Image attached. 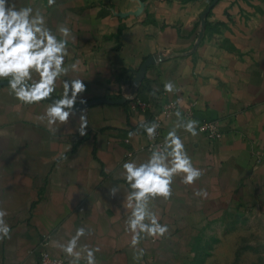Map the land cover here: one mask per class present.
Listing matches in <instances>:
<instances>
[{
	"label": "crops",
	"instance_id": "crops-1",
	"mask_svg": "<svg viewBox=\"0 0 264 264\" xmlns=\"http://www.w3.org/2000/svg\"><path fill=\"white\" fill-rule=\"evenodd\" d=\"M14 2L40 7L53 31L60 24L71 29L65 63L79 61L69 77L83 79L80 98L86 102L122 98L142 64L157 60L139 85L146 111L132 110L128 101L90 105L76 109L55 135L38 119L48 101L23 105L0 84V207L12 229L11 239L0 241V264H35L45 236L49 252L68 264L55 242L65 243L79 227L92 229L80 244L100 248L97 264H185L192 241L209 223L245 213L264 220V0H219L205 17L213 0H56L52 7L47 0ZM166 81L178 91L165 92ZM61 92L58 82L54 97ZM171 101L185 120L195 101L191 119H218L223 137L212 141L199 128L195 137L179 130L205 173L192 185L177 176L171 199L154 202L169 234L141 240L145 255L134 261L122 165L147 159L139 121L150 122L153 111ZM82 109L84 136L78 131ZM161 118L165 136L177 117ZM130 131L136 134L130 137ZM113 186L120 188L114 197ZM195 189H206L207 198L195 196Z\"/></svg>",
	"mask_w": 264,
	"mask_h": 264
},
{
	"label": "clouds",
	"instance_id": "clouds-1",
	"mask_svg": "<svg viewBox=\"0 0 264 264\" xmlns=\"http://www.w3.org/2000/svg\"><path fill=\"white\" fill-rule=\"evenodd\" d=\"M55 4L56 0H47L48 7ZM135 11H140V8ZM70 36L71 29L64 24L53 31L40 7H17L14 0H0V81H7L8 94L23 105L48 101L38 119L41 123L46 122L52 135L59 131V126L68 124L70 118L76 115L75 105L87 87L83 79L69 77L70 72L78 71L79 64V61L70 65L65 63L70 56ZM58 82L62 92L59 98H55L53 94ZM164 91L173 93L178 89L172 81H166ZM152 95H155V91ZM79 103L86 101L80 98ZM175 115V124L164 136L162 144L149 149L146 160L138 162L129 159L122 165L121 175L130 189L123 204L128 213L125 230L131 233L130 247L134 261L141 260L145 255L146 250L139 247L141 240L146 237L155 240L169 234L168 224H162L153 210L154 202L160 198L165 202L171 199L177 176H180L182 184L192 185L205 173V169L194 165L185 140L178 134L183 129L195 137L205 129L196 119H183L179 111ZM87 126L86 110L82 109L78 127L81 136L87 134ZM138 127L147 133L150 140H154L160 124L142 118ZM135 134L131 131L128 133L130 137ZM119 191V186H113L109 188V195L114 197ZM194 195L206 199L208 193L206 189H195ZM7 215L6 209L0 207V241L11 239L12 229L5 220ZM91 234L92 229L79 227L65 243L57 241L55 246L69 257L68 264H80L82 259L86 264H97L96 253L100 248L80 244L81 237Z\"/></svg>",
	"mask_w": 264,
	"mask_h": 264
},
{
	"label": "rangeland",
	"instance_id": "rangeland-1",
	"mask_svg": "<svg viewBox=\"0 0 264 264\" xmlns=\"http://www.w3.org/2000/svg\"><path fill=\"white\" fill-rule=\"evenodd\" d=\"M246 214L209 223L185 264H264V220Z\"/></svg>",
	"mask_w": 264,
	"mask_h": 264
},
{
	"label": "built area",
	"instance_id": "built-area-1",
	"mask_svg": "<svg viewBox=\"0 0 264 264\" xmlns=\"http://www.w3.org/2000/svg\"><path fill=\"white\" fill-rule=\"evenodd\" d=\"M139 86L133 83L131 89L128 92L123 93V97L128 100L129 106L132 110H142L146 111L149 106L146 102L142 101L138 96ZM196 102L192 101L189 104V107L184 112V116L188 118H192L194 114V107L196 106ZM177 111L180 112V108L176 102H166L164 103L159 110L153 111L151 121H157L160 124V127L157 129V134L154 140H150L147 136V144L142 146V150L149 152V149L158 144H162L164 136L161 133L162 126V118L161 116H165L166 118L174 115ZM200 126L205 130L203 133L212 141H219L223 137V132L220 126V121L218 119L207 118L204 119ZM150 153V152H149ZM133 153L129 152L128 156H131ZM49 244V236H45V239L42 243L41 249L39 250V257L35 264H65L63 258L52 255L47 249V245Z\"/></svg>",
	"mask_w": 264,
	"mask_h": 264
},
{
	"label": "water",
	"instance_id": "water-1",
	"mask_svg": "<svg viewBox=\"0 0 264 264\" xmlns=\"http://www.w3.org/2000/svg\"><path fill=\"white\" fill-rule=\"evenodd\" d=\"M219 0H213L212 4L205 10V12L203 13V17H205L208 12L210 11V9L212 8L213 5H215ZM205 24V22H203V25ZM162 57L160 56V59ZM156 58L155 56H152L150 58H148L141 66V68L139 69V71L137 72L134 82L136 85H140L143 81V79L145 78V74L147 71V68L154 64L156 62ZM7 81H2L0 82V84H6ZM56 98V97H55ZM128 100L124 97L120 98V99H111V98H100L97 100H91V101H87L84 104L81 103H76L75 105V109H79V108H83V107H87L90 105H94V104H98V103H110V104H123L126 103Z\"/></svg>",
	"mask_w": 264,
	"mask_h": 264
}]
</instances>
